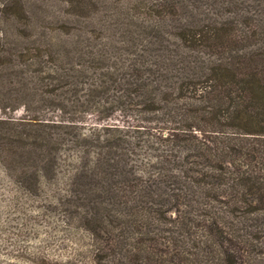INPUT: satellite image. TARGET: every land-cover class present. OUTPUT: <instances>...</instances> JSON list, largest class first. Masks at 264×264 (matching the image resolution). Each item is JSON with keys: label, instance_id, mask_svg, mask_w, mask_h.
<instances>
[{"label": "trees", "instance_id": "16d2710c", "mask_svg": "<svg viewBox=\"0 0 264 264\" xmlns=\"http://www.w3.org/2000/svg\"><path fill=\"white\" fill-rule=\"evenodd\" d=\"M27 4L0 32V170L89 240L42 261L264 264V0Z\"/></svg>", "mask_w": 264, "mask_h": 264}, {"label": "rangeland", "instance_id": "374dc122", "mask_svg": "<svg viewBox=\"0 0 264 264\" xmlns=\"http://www.w3.org/2000/svg\"><path fill=\"white\" fill-rule=\"evenodd\" d=\"M27 1L32 0H16L11 14L3 7L4 0H0V32L9 34L25 29L24 11L30 10ZM8 107H1L0 115L12 114ZM12 182V178L0 170V264H35V257L38 261L40 257V261L47 257L50 261L63 262L69 256L73 259L83 255L88 238L73 239L65 235L63 231L67 227L60 218L55 219L52 211L44 212L45 218L35 208L37 204L27 203ZM40 261L39 264H46Z\"/></svg>", "mask_w": 264, "mask_h": 264}]
</instances>
